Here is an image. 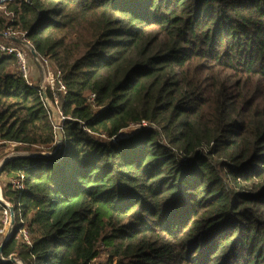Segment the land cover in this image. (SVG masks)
Returning <instances> with one entry per match:
<instances>
[{
    "label": "trees",
    "instance_id": "obj_1",
    "mask_svg": "<svg viewBox=\"0 0 264 264\" xmlns=\"http://www.w3.org/2000/svg\"><path fill=\"white\" fill-rule=\"evenodd\" d=\"M7 31L66 93L45 89L58 145L39 86L0 52V143L30 153L1 168L23 177L1 188L3 258L264 264V0H4Z\"/></svg>",
    "mask_w": 264,
    "mask_h": 264
},
{
    "label": "built area",
    "instance_id": "obj_2",
    "mask_svg": "<svg viewBox=\"0 0 264 264\" xmlns=\"http://www.w3.org/2000/svg\"><path fill=\"white\" fill-rule=\"evenodd\" d=\"M4 0H0L2 2ZM2 39L0 38V52L2 54L8 55V56H13L16 60L17 64V69L21 75V77L24 79L25 83L28 86L32 85V82H30V66L28 65L29 61H33L34 65H36L39 69L44 70L46 69V76L45 80L47 81V87L51 89V91H59L62 94L66 93V89L64 85L61 82L60 78V72L53 68V70H48L49 69V61L48 59L44 57H38V58H33L30 52V47L27 43L24 42V44H18L15 43L11 40V37L13 35L7 31L2 34ZM23 42V41H22ZM39 89L41 92V88L39 85ZM94 99V94H90L87 97L88 102L92 103ZM54 102L55 104L58 103L56 97H54ZM142 125H145L143 122ZM139 126V125H138ZM22 176H19L18 178L11 179L9 183L11 184V187L14 190H21L23 189V183H22ZM0 205H1V211H0V242L3 243L8 237L11 236L12 231H13V226H11V220L12 217H14L13 214V209L11 205L4 201L0 197ZM10 229V230H9ZM17 236L23 241L24 244L30 245V234L26 227H20L17 230ZM1 245V244H0ZM2 259H14L16 264H21V261L18 260L15 255H10L7 258H2Z\"/></svg>",
    "mask_w": 264,
    "mask_h": 264
},
{
    "label": "water",
    "instance_id": "obj_3",
    "mask_svg": "<svg viewBox=\"0 0 264 264\" xmlns=\"http://www.w3.org/2000/svg\"><path fill=\"white\" fill-rule=\"evenodd\" d=\"M11 40L13 42H15V43H18V44H24V42L14 38V37H11ZM30 52H31V55H32L33 58H38V55L36 54V52L32 48H30ZM40 88H41V95H42L43 102H44L46 108L48 109V111L50 112L51 121H52L53 127L55 129V133H56V141H57V143L59 145L61 143V141H62V132H61L62 117H61V113H60L59 109L47 97L45 89L43 88V85L41 83H40ZM125 137H126V134L122 131L121 133H119L114 138V141H118V140H120L122 138H125ZM39 155L40 156H45L44 153L39 154ZM18 156H26V155H16L14 157H18ZM10 158H13V157L5 158L2 161V163L0 165V172H1V168L3 167L5 162L8 161ZM13 225H14V217H12V220H11V226H13ZM8 238L4 242H6L8 240ZM3 243L0 245V261L1 262H15L14 259H12V260H10V259H2L3 257L1 255V248L3 246Z\"/></svg>",
    "mask_w": 264,
    "mask_h": 264
},
{
    "label": "rangeland",
    "instance_id": "obj_4",
    "mask_svg": "<svg viewBox=\"0 0 264 264\" xmlns=\"http://www.w3.org/2000/svg\"><path fill=\"white\" fill-rule=\"evenodd\" d=\"M28 65L30 66V68L32 69V71L33 70L35 71L36 76L38 75L33 80L31 78V76L29 77L30 82H32V85L39 86L40 83H41L43 85V88L46 89V87H47V81L45 80V76H46V72H47L46 69H44V70L39 69L36 65H34L33 61H31V62L29 61L28 62ZM48 70H50V71L53 70L52 65L49 64V69ZM31 74H32V72H31ZM138 128H139V126H132L129 129L124 130L123 132L127 136L129 132H132V131H134V130H136ZM16 155H30V153L16 151V145L15 144L7 143V144H4V145H1V143H0V165H1L2 161L5 158L14 157ZM10 180L11 179L10 178H7L5 176V174H0V189L4 185H6L7 183H9Z\"/></svg>",
    "mask_w": 264,
    "mask_h": 264
},
{
    "label": "crops",
    "instance_id": "obj_5",
    "mask_svg": "<svg viewBox=\"0 0 264 264\" xmlns=\"http://www.w3.org/2000/svg\"><path fill=\"white\" fill-rule=\"evenodd\" d=\"M30 62H31V61H30ZM31 66H32V65H31ZM30 70H31V72H32V74H31L30 76H31V78H32V80H33V79H35V77H37L38 75L36 76L35 71H34V70L32 71L31 68H30ZM39 75H40V74H39ZM34 81H35V80H34ZM0 196H1V189H0Z\"/></svg>",
    "mask_w": 264,
    "mask_h": 264
}]
</instances>
